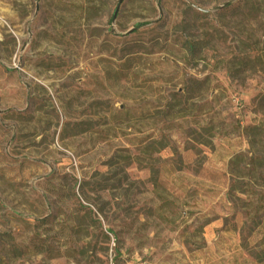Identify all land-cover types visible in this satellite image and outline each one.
I'll use <instances>...</instances> for the list:
<instances>
[{"label":"rangeland","instance_id":"obj_1","mask_svg":"<svg viewBox=\"0 0 264 264\" xmlns=\"http://www.w3.org/2000/svg\"><path fill=\"white\" fill-rule=\"evenodd\" d=\"M0 264H264V0H0Z\"/></svg>","mask_w":264,"mask_h":264},{"label":"trees","instance_id":"obj_2","mask_svg":"<svg viewBox=\"0 0 264 264\" xmlns=\"http://www.w3.org/2000/svg\"><path fill=\"white\" fill-rule=\"evenodd\" d=\"M196 84L195 85H199V83L198 82H195ZM194 85V86H195ZM82 124H77V125H74L75 127H79V126H81ZM88 129L86 128V129H79V131L78 132H85V131H87Z\"/></svg>","mask_w":264,"mask_h":264}]
</instances>
